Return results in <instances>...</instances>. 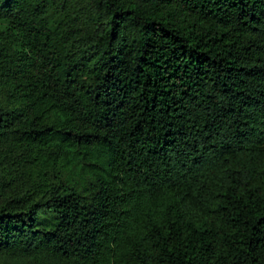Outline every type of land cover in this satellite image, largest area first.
I'll return each instance as SVG.
<instances>
[{
  "label": "trees",
  "instance_id": "trees-1",
  "mask_svg": "<svg viewBox=\"0 0 264 264\" xmlns=\"http://www.w3.org/2000/svg\"><path fill=\"white\" fill-rule=\"evenodd\" d=\"M0 264H264V0H0Z\"/></svg>",
  "mask_w": 264,
  "mask_h": 264
}]
</instances>
